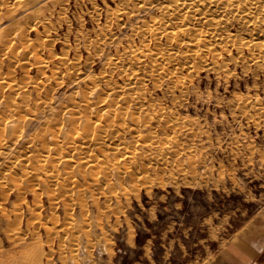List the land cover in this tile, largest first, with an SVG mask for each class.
I'll return each instance as SVG.
<instances>
[{
	"label": "rangeland",
	"instance_id": "obj_1",
	"mask_svg": "<svg viewBox=\"0 0 264 264\" xmlns=\"http://www.w3.org/2000/svg\"><path fill=\"white\" fill-rule=\"evenodd\" d=\"M122 2L124 0H69L67 9H62L60 3L54 7V11L46 9L44 13L51 17L50 33L54 39L57 38L55 42L53 40L54 51L60 54L65 47L67 49L63 51H68L71 58L81 53L78 66L84 69V73L92 71L91 74H98L108 70L107 61L112 53L124 49L133 37L134 41L140 42V38L133 34L131 23H142L144 16H149L148 12H143L129 16L131 18L126 15L125 23L112 21L109 10L117 8ZM68 19L71 24L67 22ZM106 23L111 25L106 26ZM45 26L40 23L37 28L29 29V37L37 38L39 33L44 32ZM105 33L115 34V41H107L102 50L97 40ZM45 49L48 55L51 50L49 47ZM227 58L228 54H225L220 61ZM27 60L34 63L28 69L32 78L41 80L46 72L52 73L54 63L39 67L33 56ZM230 62V78L225 73H206L207 70L200 69L190 84L194 92L188 94H182L179 90L171 91L168 84L155 89L153 80L147 83L146 89L151 96H156L160 103L163 102L161 105L174 111L176 116L188 113L189 117H194L195 127L194 131H189L193 134L189 136L188 132L185 135L187 138H179L182 150L172 148L167 153L166 162L158 161L147 169L142 166L135 181L126 178L112 189L105 185L99 190H76L81 201H87L81 204L76 193L75 201L65 198L67 195H63V188L56 190L62 194L53 200L52 196L49 197V193L54 191L52 188L43 185L34 191L29 183L32 191L28 186L27 189H21L18 188L21 187L19 178L9 177L6 181H17L7 182L11 184L8 186L10 189L0 185V207L4 206L2 209H5L0 208V264H224L232 244L253 242L257 245L255 243L264 241V117L254 121L248 114L258 113L262 108H251L247 113H242L235 105L241 96L253 99L255 95H259L262 100V104L257 105H263L264 73L254 64ZM9 63L10 60L6 58L0 72L4 74H0V77L10 76L9 71L15 68L14 77L18 80L23 77L22 80L27 81V72L20 66L11 69ZM186 72L184 75H187ZM71 74L64 70V82L51 81L48 85L52 87L51 84H54L52 91L59 99L57 104L65 103L77 92L78 87L80 91L86 86L84 80H78ZM118 74V71L114 72L118 81L125 80ZM27 89L33 99L40 96L34 83H29ZM44 91L42 97H46ZM41 120L38 123L37 120L30 121L24 140L27 141L31 132L43 127L44 119ZM116 180L120 181L118 178ZM48 188L51 189L49 192ZM2 189L9 195L6 200L2 197ZM80 192L84 193L85 200ZM92 192H95L96 200ZM63 199H68V205ZM34 201L37 203L34 204ZM18 202L22 203L19 204L20 209L16 207L19 206ZM15 207L18 214H22V220L21 215L16 219L17 211L11 210ZM66 208L70 211L66 212ZM70 224L71 228L74 226L73 229ZM48 227L49 230L51 228V234ZM14 230H17L18 235L25 232L22 230L28 233L18 236Z\"/></svg>",
	"mask_w": 264,
	"mask_h": 264
},
{
	"label": "bare ground",
	"instance_id": "obj_2",
	"mask_svg": "<svg viewBox=\"0 0 264 264\" xmlns=\"http://www.w3.org/2000/svg\"><path fill=\"white\" fill-rule=\"evenodd\" d=\"M68 2L66 0H0V72L5 59L8 58L11 69L13 66H20L28 74L27 81H23V77L22 81L18 80L13 75V71L16 70L14 68L13 71H9L10 76L0 77V185L3 188L11 186L7 184L10 179L6 181L9 177H17L21 181L19 184L21 187L18 188L27 189L29 183L34 191L43 185L45 188L50 187L54 190L53 194L49 193V197L52 196L53 200L60 198L62 193L56 190L63 188V195L65 193L67 195L65 198L75 201V193L77 194L81 189L99 190L105 188V185L112 189L126 178L135 181L142 166L147 169L158 161L166 162L167 153L172 148L182 150V141H179V138H185V135L190 130L194 131L193 127H195L194 117V119L191 118L192 116L189 117L188 113L185 116H176L174 111L162 106L163 102L160 103L156 96L153 97L148 93L146 88L150 80L154 81L155 89L168 84L171 91L179 90L182 94H188L194 92L190 84L200 69L207 70L206 73L213 71V73L228 74L230 61L236 64L243 61L254 64L264 73V0H124V3H119L117 8L109 10L110 19L120 23L126 21L124 19L126 15L129 17L148 12L149 16H144L142 23L136 21L131 23L134 32L132 33L140 38V42L134 41L131 35L132 42L129 41L124 49H117V52L112 53L107 61L109 69L98 74H91L92 71L84 73V69H80L78 66L80 51H77L80 54L76 53L78 56L74 58L69 56L68 51H63L65 47L60 54L54 51L53 40L55 42L57 38L54 39L50 33L51 17L44 11L46 9L54 11L58 3L62 4V9H67ZM40 23L46 24L44 32L39 33L37 38L29 37V29L37 28ZM108 25L106 23V26ZM114 35L113 33L100 35L97 40L99 48L103 50V45L109 40L112 42ZM77 39L79 40V37ZM47 47L51 50L48 55L44 52ZM225 54H228L227 60L220 61ZM31 56L39 67H47L49 63H54L52 73L44 72L41 80L32 78L28 69L29 65L34 63L27 60ZM88 69L89 66L87 71ZM40 70L42 71L41 68ZM64 70L71 72L76 79L84 80L86 86L80 91L78 87L73 95H71L72 90L68 101L57 104L59 99L52 91L54 84H51L52 87L48 85L51 81L64 82ZM117 71L118 75L125 77V80L118 81L117 77H114V72ZM185 72L187 75H184ZM228 75L230 78V74ZM29 83H34L39 89L38 98L31 97L29 93L31 89H27ZM42 90L46 91V97L41 96ZM33 96L35 97L34 94ZM255 96L253 99L241 96V100L235 105L243 111L242 113H247L251 108H262L258 113L248 112L251 119L258 121L264 117V102L262 106H258L257 103L262 104V100L259 95ZM61 97L64 98L62 95ZM43 116L45 117L42 118ZM39 119H44L43 127L31 132L29 140L28 138L27 141L24 140L28 134L30 121L37 120L38 123ZM191 133L189 132V136ZM116 178L120 181H115ZM14 180L16 179L12 181ZM5 189L1 192L4 200L9 198V195L3 192ZM49 190L51 189L48 188L47 191ZM95 192H92V196ZM81 195L83 196L84 193ZM81 199H79L81 204L87 202ZM34 200L37 201L36 198ZM65 200L63 199L65 204L69 203ZM36 201L34 204L37 203ZM19 204L22 203L18 202L17 205ZM16 207L20 209V205ZM16 207L11 210L17 211V219L19 211ZM68 208L65 209L66 212ZM20 215L22 220V214ZM70 219L68 220L71 223ZM23 234L18 235L17 232L18 236Z\"/></svg>",
	"mask_w": 264,
	"mask_h": 264
},
{
	"label": "crops",
	"instance_id": "obj_3",
	"mask_svg": "<svg viewBox=\"0 0 264 264\" xmlns=\"http://www.w3.org/2000/svg\"><path fill=\"white\" fill-rule=\"evenodd\" d=\"M258 241L260 240L257 239ZM264 241L235 243L230 246L227 262L224 264H264ZM226 255V254H225Z\"/></svg>",
	"mask_w": 264,
	"mask_h": 264
}]
</instances>
